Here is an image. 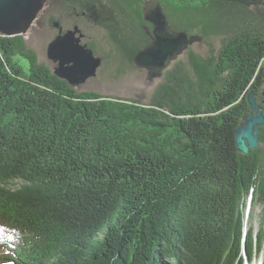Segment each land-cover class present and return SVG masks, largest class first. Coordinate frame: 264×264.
<instances>
[{"label":"trees","instance_id":"trees-1","mask_svg":"<svg viewBox=\"0 0 264 264\" xmlns=\"http://www.w3.org/2000/svg\"><path fill=\"white\" fill-rule=\"evenodd\" d=\"M142 1L91 0L131 63L151 42ZM160 1L172 28L201 35L211 55L187 52L148 103L80 92L23 35L0 34V264H253L264 254V221L245 223L248 202L264 204V126L259 148L236 143L249 92L264 113V16L238 0Z\"/></svg>","mask_w":264,"mask_h":264},{"label":"water","instance_id":"water-1","mask_svg":"<svg viewBox=\"0 0 264 264\" xmlns=\"http://www.w3.org/2000/svg\"><path fill=\"white\" fill-rule=\"evenodd\" d=\"M238 1L249 5L264 0ZM41 4L42 0H0V30L8 36L25 31ZM146 19L154 24V39L136 54L134 64L148 69L150 75L155 76L161 74L196 37H189L186 31L173 30L160 5L153 8ZM78 31L80 28L77 26L58 35L47 49L49 59L56 63L53 73L76 90L95 77L103 63L102 57L97 56L92 47L82 43V35H76ZM247 100L251 111L243 117L236 131L237 147L245 154L261 146L260 127L264 126V113L256 93L249 92Z\"/></svg>","mask_w":264,"mask_h":264},{"label":"rangeland","instance_id":"rangeland-1","mask_svg":"<svg viewBox=\"0 0 264 264\" xmlns=\"http://www.w3.org/2000/svg\"><path fill=\"white\" fill-rule=\"evenodd\" d=\"M248 6L254 10H256V7L261 9L255 12L261 17L264 16V1L252 3ZM54 16H60L65 29L73 26L72 20L79 19L74 15V10L68 6V1L42 0L40 8L34 13L27 29L17 32L18 35L21 34L25 37L28 46L37 53L39 60L53 70L56 63L49 59L47 49L50 42L58 34V29L51 23V18ZM79 20L81 21V27L87 34L84 42H93L98 53L104 57V62L99 68L98 74L90 78L86 84L78 87V91H95L106 96L138 99L143 103H148L152 100L156 88L165 81L166 71L180 61H187V52L193 50L203 56L211 55L210 46L201 39L202 36L188 32L189 37H196L195 41L173 59L161 74L150 75L148 69L138 67L129 61L116 47L103 27L85 18ZM0 34L4 35L6 32L0 30ZM212 45L217 48L215 53H218V49L222 46V38H212ZM18 59L23 68L28 71L29 61L20 55H18ZM261 220L264 221V204H252L249 201L245 209L246 227L249 228L251 222H253L258 228ZM253 264H264V254H261Z\"/></svg>","mask_w":264,"mask_h":264},{"label":"flooded vegetation","instance_id":"flooded-vegetation-1","mask_svg":"<svg viewBox=\"0 0 264 264\" xmlns=\"http://www.w3.org/2000/svg\"><path fill=\"white\" fill-rule=\"evenodd\" d=\"M66 1H68V6L71 7V9L74 10V15L77 18H79V19L80 18H85V19H87L89 21H93L94 23L99 24V26H101V27H103L105 29V31L108 33V35L110 37L109 30H107L104 27L103 23H100L101 21H104V19H105L104 16H103L104 13H103L102 7L101 8L95 7V5L91 4V0H66ZM158 5L161 6L163 12L165 13V15L167 16L168 21H169V17H168V15L166 13L165 7H164L163 3L160 0H143L142 2H140L138 4L140 9L143 11L142 12V17H143L142 19L144 20V22H143V25H142V31H144L146 34H148L151 37V42L150 43H152L153 39H154V35H153L154 24L146 19V15L148 13H150L152 11V9L155 8ZM79 19L78 20H72L73 26L69 27L68 29H65L63 24H62V19L60 18V16L52 17L51 18V23H52V25L55 28L58 29V34L56 35V37L58 35L66 33L69 30L75 29V27L78 26L80 28V31H78V33L76 35L77 36H81L82 35V43L83 44L86 43L92 48L94 47L93 49H94L95 53L97 54V56H101L102 60L104 62V57L98 53L95 44L93 42H84V39L87 36V34L84 32V29L81 27V21ZM57 23H58V25H56ZM169 23H170V21H169ZM114 44L119 49L118 45L115 42H114ZM128 44L132 45V43H129V42H128ZM122 53H126V51L122 52ZM86 83H84V84H86ZM80 92H83V91H80Z\"/></svg>","mask_w":264,"mask_h":264}]
</instances>
